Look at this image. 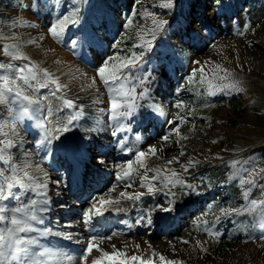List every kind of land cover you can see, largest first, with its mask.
<instances>
[{"label":"rangeland","instance_id":"obj_1","mask_svg":"<svg viewBox=\"0 0 264 264\" xmlns=\"http://www.w3.org/2000/svg\"><path fill=\"white\" fill-rule=\"evenodd\" d=\"M182 2L144 5L132 43L118 50L104 32L105 52L96 42L75 46L60 37L51 24L58 6L40 0L2 4L0 16L11 21H0V264H264V196L251 200L264 185V17L242 38L222 28L231 27V5L224 22L213 0L190 10ZM152 14L165 17L162 30L155 29ZM212 17L218 32L196 52L191 30L203 29L198 20ZM120 18L121 26L128 23ZM191 18L188 29L183 23ZM1 35L8 37L3 46ZM185 41L193 52L188 69L153 64L158 55L177 60ZM76 63L93 70L96 80L71 72ZM152 107L164 120L143 116ZM66 148L86 157L84 195H71L79 186ZM224 164L229 184L236 182L242 192L209 215L208 182L197 180L196 169ZM152 192L161 199L141 205ZM43 200L51 206L49 220L39 218L43 226L31 230L27 223L37 220ZM98 207L125 214L129 229L120 231L107 219L96 228ZM171 208L191 215L179 228L160 232ZM131 211L135 222L128 219ZM244 215L259 222V238H246L239 227ZM38 242L42 249L35 251ZM93 243L95 250H88Z\"/></svg>","mask_w":264,"mask_h":264},{"label":"trees","instance_id":"obj_2","mask_svg":"<svg viewBox=\"0 0 264 264\" xmlns=\"http://www.w3.org/2000/svg\"><path fill=\"white\" fill-rule=\"evenodd\" d=\"M45 1V5L54 7L57 1H60V10L53 13L52 15V25L57 31L59 36L63 37L69 44H82L84 41L90 42L97 39L98 47L103 51L108 49V44L102 40V33L109 31L111 27L115 28V31L120 33L118 36H114L116 47L121 50L122 47L131 44L135 35V29L142 24V18L140 17L141 12L145 9L144 5L154 4L155 0H42ZM188 2V10L190 5L196 3V8L200 9L202 7L201 0H184ZM215 4L213 6L216 15H221V17L227 16L226 6L229 4L234 9L232 12V17L235 18L231 29L226 26L224 29L231 33H239L242 37H248L249 28L254 26L258 21H261L264 17V0H214ZM0 0V9H2V4L11 5L15 0ZM101 8V14L95 12L96 8ZM181 12V11H180ZM120 17H123L128 23L123 26L125 30L122 32V26L120 24ZM152 20L155 22V29L162 30L164 24L167 22L164 16L151 15ZM3 20L11 21L8 15L0 16V21ZM191 19L190 21H192ZM200 22L201 28L197 30H191L194 35L191 44L197 45V50L203 47L204 42L210 39L208 32L214 31L212 26V19L208 20H198ZM185 26H188V21H185ZM210 30V31H208ZM122 32V33H121ZM5 36V35H3ZM98 36V37H97ZM2 38V35H1ZM8 39V37H3L2 42ZM186 44V45H185ZM185 44L179 46L178 61L179 65L183 69H187L192 64L193 52L190 51V47ZM124 51V49L122 50ZM9 58L16 59L17 55L8 54ZM155 64L160 62V57L157 56L155 59ZM22 68V67H21ZM23 69V68H22ZM192 76V74L190 75ZM197 101L201 102V98L197 97ZM22 148L26 144L25 136H20L18 138ZM22 157V155H21ZM20 157V158H21ZM264 163V154L262 156ZM202 167L197 168L202 179L207 178L209 185L214 188V186H222V195L211 203V213L216 214L222 207L228 205L226 199L230 197H239L241 194V189L238 187L237 183L227 184L228 177L227 173L230 170L228 166L220 165L210 170H201ZM206 169V168H205ZM264 196V185L260 190H256L252 195L251 199L254 201L259 200ZM217 197V196H216ZM264 211V209H263ZM243 225L249 231V238L253 239L255 236L259 235L257 229L258 226H253L252 219L248 216L243 217Z\"/></svg>","mask_w":264,"mask_h":264},{"label":"bare ground","instance_id":"obj_3","mask_svg":"<svg viewBox=\"0 0 264 264\" xmlns=\"http://www.w3.org/2000/svg\"><path fill=\"white\" fill-rule=\"evenodd\" d=\"M67 59H70L71 57L69 56V55H66L65 56ZM70 71L71 72H73V73H75L81 80H96V78H97V76H94V71L93 70H90V69H86V68H84L83 66H80V65H78L77 63L75 64V65H73V66H71L70 67ZM102 88H101V86L99 85V83H97V82H95V90L94 91H96V97L99 99V105H101V107L102 108H105L106 107V105L105 104H103V100H104V97H103V90H101ZM116 112L117 111H115L114 113L116 114ZM100 119H101V116H100ZM70 149H68V151H69ZM81 150V149H80ZM77 151V150H76ZM76 151L75 152H73V155H72V157H70L72 160H73V164H74V162H76V163H79V159H78V156H75V154H76ZM80 165H82V163H79ZM77 170H79V174L78 175H75L74 176V178H75V180H78L79 178H80V173H81V171H82V167H80V169H77ZM83 188V186L80 188V190ZM169 189V188H168ZM78 188L77 189H75V191H73L72 192V197L74 196V195H76L79 191H80ZM156 194V193H155ZM42 196H44V197H46L45 196V194L44 193H42ZM89 199H92V198H89ZM191 205V204H190ZM189 205V206H190ZM188 206V207H189ZM51 208V206L50 207H48V202L46 201V200H43V201H41V206H40V209L38 210V214H37V216H38V218H37V220H33V221H30V222H28L27 223V226L31 229V230H37V229H39V228H41L42 226H43V223H41V222H39V218H46V219H48L49 218V216H48V214H49V212H48V209H50ZM98 210H105V211H107V212H109L110 213V215L109 216H105V217H107V220H109V219H112L113 220V218L114 217H116L115 216V213L113 212V211H111V208L110 207H101V208H98L97 209V211ZM96 211V212H97ZM95 212V217H94V221H96V223H100L102 220H104L103 218H99L98 217V215H96V214H98V213H96ZM108 213V214H109ZM122 213V212H121ZM183 213H185V212H178V211H176V208L175 209H172V216H178V217H180V216H182V214ZM118 218H121V217H118ZM148 218H150V217H148ZM131 219L132 220H135L136 219V215H135V213L133 212L132 214H131ZM163 219V224L164 225H162L161 226V228H160V232L161 231H163L164 229V233H168L166 230H168L169 228H170V226H172V225H177L176 227H178V226H181L182 224H183V222H184V220L183 219H181V218H178L179 219V224H175L174 223V221H172V222H170L168 225H167V227L165 226L166 224H167V222H168V219H167V217H163L162 218ZM120 220V219H119ZM150 220V219H149ZM156 220V219H155ZM119 223H123L122 221H118ZM152 222V221H151ZM84 224H80L79 225V227L78 228H81V226H83ZM45 234H46V236H48L49 235V233L48 232H45ZM82 239V238H81ZM156 244V243H155ZM38 247H41V244L40 243H38L37 244V248ZM95 244L93 243V244H90L89 245V247H88V250H91V251H94L95 250ZM114 253H117V254H119L118 252H116V251H114ZM120 255V254H119ZM107 256H109V255H107ZM108 259H109V257H107ZM122 259V258H121ZM69 261V260H68ZM124 262V261H123ZM125 263V262H124ZM142 263L143 264H152V263H149V262H147V261H142ZM111 264H113V263H111ZM171 264V263H170Z\"/></svg>","mask_w":264,"mask_h":264}]
</instances>
